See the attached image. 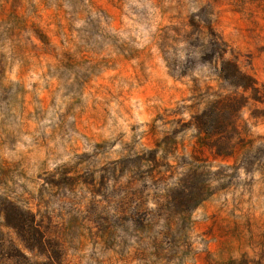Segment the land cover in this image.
Instances as JSON below:
<instances>
[{
    "label": "rangeland",
    "instance_id": "1",
    "mask_svg": "<svg viewBox=\"0 0 264 264\" xmlns=\"http://www.w3.org/2000/svg\"><path fill=\"white\" fill-rule=\"evenodd\" d=\"M0 264H264V0H0Z\"/></svg>",
    "mask_w": 264,
    "mask_h": 264
},
{
    "label": "trees",
    "instance_id": "2",
    "mask_svg": "<svg viewBox=\"0 0 264 264\" xmlns=\"http://www.w3.org/2000/svg\"><path fill=\"white\" fill-rule=\"evenodd\" d=\"M221 77L223 78V80L227 81L234 87H240V88L245 89L247 86L246 83H243L241 81L240 77H238L236 73H232L231 71H228L227 69H223L221 73Z\"/></svg>",
    "mask_w": 264,
    "mask_h": 264
}]
</instances>
